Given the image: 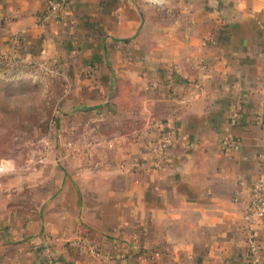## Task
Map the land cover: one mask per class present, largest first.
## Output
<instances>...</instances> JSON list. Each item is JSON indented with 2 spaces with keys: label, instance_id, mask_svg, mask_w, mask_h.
<instances>
[{
  "label": "crops",
  "instance_id": "0c3cea01",
  "mask_svg": "<svg viewBox=\"0 0 264 264\" xmlns=\"http://www.w3.org/2000/svg\"><path fill=\"white\" fill-rule=\"evenodd\" d=\"M47 1L0 0V60L59 68L66 87L46 162L0 182V264H251L264 0H71L62 23Z\"/></svg>",
  "mask_w": 264,
  "mask_h": 264
},
{
  "label": "rangeland",
  "instance_id": "374dc122",
  "mask_svg": "<svg viewBox=\"0 0 264 264\" xmlns=\"http://www.w3.org/2000/svg\"><path fill=\"white\" fill-rule=\"evenodd\" d=\"M64 89L59 68L35 64L0 66V166L10 170L0 174V182L13 173L39 170L46 162L50 141L61 135ZM56 118L58 123L52 126ZM113 131L132 133V119L119 123ZM74 138L78 141L79 137Z\"/></svg>",
  "mask_w": 264,
  "mask_h": 264
},
{
  "label": "built area",
  "instance_id": "2783aa9c",
  "mask_svg": "<svg viewBox=\"0 0 264 264\" xmlns=\"http://www.w3.org/2000/svg\"><path fill=\"white\" fill-rule=\"evenodd\" d=\"M152 4L158 3V0H148ZM71 0H48L46 6V14L44 16V21H54L56 23H62L66 20V11ZM0 62H5L0 60ZM239 116L238 110H235L233 117L231 118V123L234 124ZM264 114L257 117L256 122L258 124L263 123ZM173 132L169 131L165 133L156 143V154L154 168L160 169L162 166L163 154L172 146L173 144ZM70 147L73 145L70 143ZM223 148L227 151L239 150L240 145L233 136H227L223 140ZM259 163L262 169H264V143L262 146V152L258 156ZM43 162V161H40ZM10 172L9 167L5 168L0 166V174ZM242 199V193L237 192L234 200L236 202ZM243 231L245 234V242L249 251V258L251 264H264L263 258L260 254V244L257 239L256 233L260 230L264 231V176L258 178L252 185L250 190V199L247 202V207L243 214Z\"/></svg>",
  "mask_w": 264,
  "mask_h": 264
},
{
  "label": "trees",
  "instance_id": "16d2710c",
  "mask_svg": "<svg viewBox=\"0 0 264 264\" xmlns=\"http://www.w3.org/2000/svg\"><path fill=\"white\" fill-rule=\"evenodd\" d=\"M2 64H9V65H14V64H19V63H16V62H14V61H12V62H0V66L2 65ZM20 65V64H19ZM66 88V87H65ZM64 91H65V89H64ZM63 91V92H64ZM64 94V93H63ZM57 123H58V120H57V118H56V120H54L53 121V123L51 124L52 126H56L57 125Z\"/></svg>",
  "mask_w": 264,
  "mask_h": 264
}]
</instances>
